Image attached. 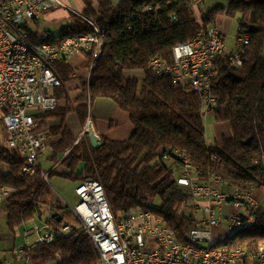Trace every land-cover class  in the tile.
<instances>
[{"label":"trees","instance_id":"1","mask_svg":"<svg viewBox=\"0 0 264 264\" xmlns=\"http://www.w3.org/2000/svg\"><path fill=\"white\" fill-rule=\"evenodd\" d=\"M192 0H84L85 10L72 14L73 24L56 36L40 38L28 30L30 40L37 44L60 43L64 38L93 33L88 19H93L103 36V50L90 76L92 101L109 99L128 113L134 132L127 141L103 139L94 149L89 140L75 144L74 133L67 125V115L74 111L84 124L87 117V81L81 80L82 94L70 103L67 90L59 88L56 95L65 100L59 107L37 117L39 129L47 130L53 142L47 161L55 166L50 178L61 176L82 183L100 182L116 219L143 209L160 216L176 234L178 241L188 243V235L198 228L195 218L182 213L188 194L176 189L173 152L187 153L201 172L200 181L218 175L243 190L264 189V0H228L226 7L202 15L198 22L191 7ZM172 15L177 20L172 19ZM236 20L239 36L248 35L243 66L232 67L225 57L219 59L220 74L213 94L217 108L213 117L218 124L229 127L228 135L209 145L201 117V103L194 92H186L167 77H157L149 69L150 61L160 57L173 60V48L191 41L208 26L217 24L218 16ZM35 26H38L36 21ZM90 66L91 56H84ZM63 85L72 79L74 69L67 62L53 66ZM143 74V79L129 75ZM50 121H58L49 125ZM2 126L4 123L2 121ZM170 154L172 162L163 157ZM24 159L16 150L0 142V186L10 188L13 196L6 212V222L14 232L23 224L41 219L43 207L49 206V184L41 180L40 166L34 177L24 176ZM160 201L159 206H154ZM52 209V210H51ZM62 221L48 222L55 232L51 244L34 243L25 250L31 264H93L98 253L82 222L71 210L61 208ZM256 225L236 232L218 246H242L249 252L264 245V206L256 212ZM69 226L61 232L63 226Z\"/></svg>","mask_w":264,"mask_h":264},{"label":"built area","instance_id":"2","mask_svg":"<svg viewBox=\"0 0 264 264\" xmlns=\"http://www.w3.org/2000/svg\"><path fill=\"white\" fill-rule=\"evenodd\" d=\"M203 2H191L198 22H201L199 8ZM65 7L62 0H0V122L3 121L7 132L5 146L18 151L24 159L21 169L24 176L37 175L50 137L47 130L39 129L37 117L55 111L60 105L55 92L63 83L53 69L56 63L69 62L76 56L92 57L87 75L89 111L92 104L90 76L103 50V37L81 35L64 38L57 44H37L30 40L31 24L47 12ZM172 19L177 17L172 15ZM87 22L97 25L93 19ZM249 38L239 36V50L228 53L223 27L210 25L191 41L176 45L172 63L155 57L149 69L157 77L172 79L182 90L196 93L205 122L217 108L213 88L220 74L219 59L225 57L232 67L240 68ZM90 130L88 117L76 144ZM173 155L179 159L173 169L176 189L184 190L189 197L183 203L182 213L195 218L199 225L190 231L188 243L178 241L162 218L150 211L139 208L116 219L103 185L87 180L76 188L79 202L71 211L81 220L95 245L97 264H264V245L251 252L242 246L216 247V240L229 230L256 225V212L261 207L256 190H242L218 175H209L202 182L201 172L186 152L175 150ZM163 160L172 162L173 158L166 154ZM51 171H41L43 182L49 184ZM12 196L10 188L0 186L1 212H7ZM68 229L69 226H63L61 232ZM36 235L38 244H51L52 238H56L49 222L36 229ZM31 246L27 242L17 253L25 255Z\"/></svg>","mask_w":264,"mask_h":264},{"label":"crops","instance_id":"3","mask_svg":"<svg viewBox=\"0 0 264 264\" xmlns=\"http://www.w3.org/2000/svg\"><path fill=\"white\" fill-rule=\"evenodd\" d=\"M62 1L66 5L65 8L55 9V10H51L47 12L44 15V17L38 21L37 27L35 26L34 23L30 25L31 29L35 30L38 33V36L40 38H46L48 36L58 35L60 31L57 34H55L51 31V29L48 28V26L57 25L60 28V30L64 27L71 26L73 24L72 14L80 15L85 10L84 0H62ZM92 1H93V7L97 9L99 0H92ZM111 1L114 4H117L119 2V0H111ZM41 22L44 24L41 25ZM217 24H219L218 21H217ZM42 28H45L43 35L40 34V30ZM67 63L74 69V74L72 76V79L69 82H67L65 85H63V87L67 90L70 103L72 104L73 107H76L77 104L75 103V99L82 94L81 80L84 79L87 81L89 66L86 65L84 56H76ZM84 66L86 67V74L83 77L78 74V69ZM138 73L139 72H134L129 75L136 76L140 79H143V75L142 74L138 75ZM66 104L67 102L64 99L60 100L61 106H65ZM87 110L88 111H87L86 120L88 117H90L91 130H90V134H88L84 139L89 140V142H90L91 136H96L100 141H103V139L105 138L110 139V140H115V141H127L134 132V126L130 120L128 113L121 110L119 107H117V105L114 102H112L109 99H101V98L96 99L95 101H92L90 111L88 107H87ZM66 121H67V125L69 129L75 135V138H76L75 144H76L79 137L81 136L83 132L85 122L84 124H82L79 120L77 113L74 111L70 112L67 115ZM1 123L2 121L0 122V126H1ZM57 123L58 121H50L49 125H55ZM216 125H217V136H216L215 142L218 143L222 140L224 136L228 135L229 127L227 125L218 124V123ZM5 140H6L5 137L0 136L1 143L4 144ZM52 142H53V139L49 137V141H48L46 148L48 147L50 148ZM208 144L213 145L209 141H208ZM43 153H42V156H43ZM46 164H47L46 168H50L49 170H53V168L55 167L51 165L47 161V159H46ZM40 165L44 169L42 163H40ZM261 190L264 191V189H261ZM258 192L259 191H256L255 195H256V198L261 203V199L257 195ZM43 216L41 217V219L33 220V221L23 224L22 226L18 227L14 232H12L9 230L7 226L6 213H3L0 211V221L1 220L5 221L6 229L9 230V233L13 238V243L7 245L2 251H0V264H9L8 259H7V254H6V252H8L9 250L12 252L14 256V264H27L28 262H30L27 260L24 254L22 255L15 254L16 249H17L16 239L21 238L23 240V245L21 247H18V249L23 248L27 242L30 245H33L37 238L36 229L42 228L46 223H48V221L46 222L43 221ZM28 223H32V226H29ZM32 237L35 238L34 241H32L31 239ZM0 240L2 239L0 238Z\"/></svg>","mask_w":264,"mask_h":264},{"label":"rangeland","instance_id":"4","mask_svg":"<svg viewBox=\"0 0 264 264\" xmlns=\"http://www.w3.org/2000/svg\"><path fill=\"white\" fill-rule=\"evenodd\" d=\"M228 5V0H204L203 4L200 6L199 11L201 15H207L211 13L212 11L226 7ZM218 23L223 27V30L226 34L225 39V46H226V52H237L239 50V46L237 44V38L239 37V27L236 20H232L230 18H227L226 16H218L217 19ZM44 23L41 22V25ZM33 28V26H32ZM49 29L55 34H57L60 31V28L56 25H49ZM45 31V28H42L40 30V34L43 35ZM263 55H264V49H263ZM78 74L80 76H85L86 74V67H80L78 69ZM142 74V73H138ZM143 75V74H142ZM205 128H206V137L207 140L215 145L216 136H217V122L215 121L213 115H209L207 120L204 122ZM0 136L5 137L7 136L6 128L5 126H0ZM51 150L50 148H46V150L43 153V156L40 158V163H42L44 170L48 171L50 168H46V159L48 158ZM79 182L73 181L61 176H54L50 178L49 182V188L51 192V196L48 198L49 206H54L56 208V211L54 213H59L61 208H67L68 210L73 209L79 202V199L76 195V188L79 186ZM258 197L261 199V205L264 206V191L259 190ZM191 205L194 204L193 201H191ZM154 206H159L160 201H155ZM44 210V216L43 221L46 222L51 218V213L48 212V207H43ZM52 210V209H51ZM29 226H32V223H28ZM0 251H2L7 245L13 243V238L9 233V230L6 229V223L4 220L0 221ZM222 238V236L220 237ZM32 241L35 240L34 237L31 238ZM11 240V241H10ZM219 239L216 240V242ZM17 242V249L15 254H18V247H21L23 245V240L21 238L16 239ZM7 259L9 264H14V256L12 252L9 250L6 252Z\"/></svg>","mask_w":264,"mask_h":264},{"label":"bare ground","instance_id":"5","mask_svg":"<svg viewBox=\"0 0 264 264\" xmlns=\"http://www.w3.org/2000/svg\"><path fill=\"white\" fill-rule=\"evenodd\" d=\"M91 26H92L94 32L93 33H90V34H85V35H96V37H103L100 29L95 24H92L91 23ZM249 43H250V38H249V41H248V45H249ZM242 66H243V59H242V62H241V67ZM253 226H254V224H246L245 225V229L252 228ZM242 229H244V228H233V229H231V230L228 231L227 235H223L222 238H220L219 240L230 239L236 232H238V231H240ZM55 239L56 238H52V243L55 241ZM217 242H216V247H224V246H218L217 245ZM93 264H97V261L95 263H93Z\"/></svg>","mask_w":264,"mask_h":264},{"label":"water","instance_id":"6","mask_svg":"<svg viewBox=\"0 0 264 264\" xmlns=\"http://www.w3.org/2000/svg\"><path fill=\"white\" fill-rule=\"evenodd\" d=\"M90 142L94 149L99 148L102 145V141H100L96 136H91ZM52 218H56L59 222L62 221V216L59 213H54Z\"/></svg>","mask_w":264,"mask_h":264}]
</instances>
